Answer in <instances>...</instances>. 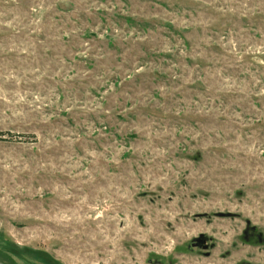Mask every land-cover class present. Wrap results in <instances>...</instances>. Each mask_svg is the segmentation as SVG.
<instances>
[{"label": "rangeland", "instance_id": "374dc122", "mask_svg": "<svg viewBox=\"0 0 264 264\" xmlns=\"http://www.w3.org/2000/svg\"><path fill=\"white\" fill-rule=\"evenodd\" d=\"M0 261L264 264V0H0Z\"/></svg>", "mask_w": 264, "mask_h": 264}, {"label": "flooded vegetation", "instance_id": "af4514ba", "mask_svg": "<svg viewBox=\"0 0 264 264\" xmlns=\"http://www.w3.org/2000/svg\"><path fill=\"white\" fill-rule=\"evenodd\" d=\"M257 236L258 235L256 233V229L255 228L248 227L247 230H245V232H244V237H245L246 240H252L253 238H256ZM258 238H259V241L261 242L262 238L260 236H258ZM198 244L199 243H197V245ZM192 247H194L193 244H192Z\"/></svg>", "mask_w": 264, "mask_h": 264}, {"label": "water", "instance_id": "95a60500", "mask_svg": "<svg viewBox=\"0 0 264 264\" xmlns=\"http://www.w3.org/2000/svg\"><path fill=\"white\" fill-rule=\"evenodd\" d=\"M196 242L199 243V239L196 238V239L194 240V242H193V246H194V247L198 246ZM0 264H5V263H3V262L0 261Z\"/></svg>", "mask_w": 264, "mask_h": 264}]
</instances>
